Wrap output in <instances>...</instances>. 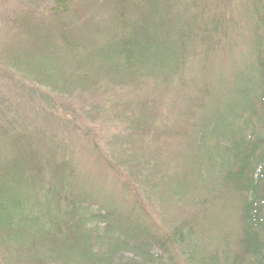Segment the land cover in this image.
Listing matches in <instances>:
<instances>
[{
  "label": "rangeland",
  "instance_id": "374dc122",
  "mask_svg": "<svg viewBox=\"0 0 264 264\" xmlns=\"http://www.w3.org/2000/svg\"><path fill=\"white\" fill-rule=\"evenodd\" d=\"M130 1L141 8L134 20H152L147 35L156 26L162 34L152 59L131 67L103 53L122 30L110 0H69L59 17L49 12L56 0H0V130H24L34 140L44 135L51 144L55 136L79 172L77 184L90 192L84 206L88 212L111 208L117 233L141 225L131 213L133 199L135 212L143 205L157 223L178 264H199L212 256L209 251L224 261L227 253L242 252L240 223L229 198L214 202L212 190L202 186L210 161L195 146L214 141L205 136L211 126L204 121L213 107L212 81L222 88L234 63L222 53L206 56L199 42L183 48L178 41L179 28L207 23L223 6L220 0ZM243 7L235 4L236 18H246ZM65 38L73 49H66ZM3 143L4 153L17 152ZM224 175L217 183L226 189ZM47 202V196H34L30 210H45ZM3 233L0 264H48ZM87 246L76 245L56 264H82Z\"/></svg>",
  "mask_w": 264,
  "mask_h": 264
},
{
  "label": "trees",
  "instance_id": "16d2710c",
  "mask_svg": "<svg viewBox=\"0 0 264 264\" xmlns=\"http://www.w3.org/2000/svg\"><path fill=\"white\" fill-rule=\"evenodd\" d=\"M110 2L118 9L116 16L122 30L103 53L111 59L124 58L130 67L151 60L161 40L159 28L156 26L155 34L147 35L152 20L146 17L138 22L132 18L140 8L137 3ZM220 4L223 9L214 13L209 22L194 21L179 28L178 41L183 48L199 42L206 56L215 58L222 53L223 60L234 63L222 88L212 81L213 107L207 110L204 121L211 126L205 136L214 141L208 148L199 149L200 143L195 147L210 161L209 177L202 185L212 190L210 198L217 203L229 198L234 204L241 228L236 242L242 252L234 257L227 253L222 261L208 250L212 256L198 261L264 264V0H220ZM235 4L247 10L245 19L236 18L232 10ZM69 6V0H56L49 12L55 17L63 16ZM65 40L66 49H73ZM32 137L24 130L15 135L10 130H0V230L6 238L23 241L24 246L33 248L35 260L48 264L67 258L72 248L84 241L88 246L82 251V264H178L173 248L159 232L157 223L148 219L143 205L138 213L135 201H131V213L141 224L139 228L130 234L117 233L111 208L104 210L100 206L88 212L84 206L85 193L90 192L77 184L79 172L72 158L55 145L56 137H50L52 144L44 135L43 140ZM21 141L26 147L19 146ZM3 142L14 144L17 152L4 153ZM213 170H217L216 174ZM221 172L229 181L226 189L217 183ZM34 196H47L45 210H30ZM40 217H46V222ZM183 238L184 233L180 235L182 242Z\"/></svg>",
  "mask_w": 264,
  "mask_h": 264
}]
</instances>
